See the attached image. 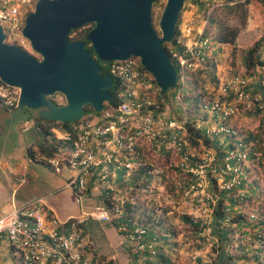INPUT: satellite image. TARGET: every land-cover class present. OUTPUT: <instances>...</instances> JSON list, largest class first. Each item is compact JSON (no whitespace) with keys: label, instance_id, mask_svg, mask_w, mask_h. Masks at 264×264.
Returning <instances> with one entry per match:
<instances>
[{"label":"built area","instance_id":"1","mask_svg":"<svg viewBox=\"0 0 264 264\" xmlns=\"http://www.w3.org/2000/svg\"><path fill=\"white\" fill-rule=\"evenodd\" d=\"M243 1L216 0L215 5ZM34 2L0 0L5 43L23 49L29 44L21 30ZM208 15L209 12L203 15L199 24L192 16H179L177 30L166 43L176 74L172 97L179 102L181 114L164 108L162 99L158 100L157 85L138 58L110 61L109 73L118 79L121 88L117 105L80 119L71 132L57 133L56 139L67 150L45 159L54 172L62 165L73 171L67 186L77 193L86 192L90 185L100 189L106 206L62 220L36 198L0 214V235L5 236L16 264H97L88 256L89 243L83 235L87 218L112 221L134 249L154 258L156 246L166 233L134 226L129 218L126 220L131 222L130 227L121 221L124 205L136 203L124 192L131 189L130 175L139 162L151 166V174H163L172 181L175 209L196 225L192 237L204 243L189 255L188 264H212L219 239L231 254L240 244L241 252L250 259L264 245V232L235 229L233 222L239 214L248 221H260L254 212L244 210L246 197L255 195L258 186L252 182L253 172L247 170L255 168L248 158L252 144L243 140L242 130L232 123V118L241 109L261 110V97L252 93L247 77L237 74L193 107L182 100L188 75L214 58L216 42L207 29ZM18 94V88L0 81V108H15ZM210 251H214L211 257ZM238 263L252 264L242 259Z\"/></svg>","mask_w":264,"mask_h":264},{"label":"water","instance_id":"2","mask_svg":"<svg viewBox=\"0 0 264 264\" xmlns=\"http://www.w3.org/2000/svg\"><path fill=\"white\" fill-rule=\"evenodd\" d=\"M154 1L36 0L21 30L36 55L5 43L0 26V81L18 88L15 110L26 108L46 120L73 123L83 117L85 105L95 112L103 108L110 99L112 77L99 74L83 41H70L67 36L86 23L92 27L85 39L98 60L136 57L159 94L173 89L175 69L162 43L172 39L186 0L165 1L157 23L159 33L151 24ZM54 93L63 96L64 104L48 99Z\"/></svg>","mask_w":264,"mask_h":264},{"label":"trees","instance_id":"3","mask_svg":"<svg viewBox=\"0 0 264 264\" xmlns=\"http://www.w3.org/2000/svg\"><path fill=\"white\" fill-rule=\"evenodd\" d=\"M250 1H252L261 11L262 16H260L261 18L259 21L261 25H259L260 29L257 30L256 36L253 37V39L251 40V42L248 44L247 48L245 49L243 56H242V62L245 68L256 69L264 64V60L261 57V52L264 47V0H244L241 3H236L233 5L223 4L220 6V9L224 8L227 12H232V10L235 11L237 9L244 8L245 5L249 8ZM155 2L156 0L152 3V5L155 4ZM213 3L215 2L211 1V4ZM182 8L180 12L182 11ZM216 9L217 8L214 7L211 10V13H209L208 15L207 28L208 26H216L217 29H216V37H215L216 39L215 40L217 42L232 43L235 33L230 32V30L226 29L220 17L215 14ZM180 12L178 14V17L180 16ZM251 15L252 17L254 16V14L252 13ZM91 27H92V23H86L81 27L71 29L68 32L67 36L70 41H75V40L83 41L84 48H86L89 51L91 58L94 59V61L99 66V69H100L99 74L100 75L109 74L112 77L111 86L108 88V91L110 93V99L103 104L104 109H111L115 107L119 101L118 93L121 90L120 83L116 77L112 76L109 73L108 66L110 64V61L98 60L93 52V49L89 45L88 41H86L85 39L86 33L89 31ZM176 30H177V27L174 26V31L176 32ZM162 47L166 51V43H162ZM213 63H214L213 60L207 61L205 65L199 66L197 69H195L188 75L189 79L187 81V85L185 84L184 86V88L186 87V91L185 92L182 91V95H183L182 100L187 101L190 107H193L194 105H196L203 97L209 98L211 96V93L213 92L212 89L208 94L205 92V90H195L194 91V88H197L199 86L201 78L206 77V75L212 76L214 74L215 68L213 67ZM234 76L236 75L231 74L230 76L225 77V79H222L221 83L225 82L227 79H229L230 77H234ZM243 76L247 77L246 75H243ZM259 76H261L260 73H259ZM251 80H254V78L251 77ZM177 86L178 85H176V88ZM216 89H218V85ZM174 90L175 89L167 91V92L173 95ZM167 92L163 94H158L159 95L158 100L162 99L166 95ZM158 93H159V89H158ZM56 94L58 93H54L48 96V99L55 105H62V103H58L53 98V96ZM261 102L262 103L264 102V93L262 94ZM23 109L27 110L26 108H23ZM5 110H12V109L5 108ZM246 112H249V111H246ZM250 112L257 114L260 112V110L255 107L253 111H250ZM100 113H101L100 111L99 112L93 111V109L89 105H85L84 114L81 119L91 118L94 115H98ZM78 121L79 120H76L73 123H68V122L61 123L58 121H50V120L43 119L37 114L35 115L33 119V122L37 126L39 134L41 136L50 135L51 128H57L61 131L71 132L72 131L71 127ZM243 140L245 142H250L252 144L250 151L248 153V158L251 160V162L257 165L261 164V161L258 156V148H257L258 144L260 143L259 134H256L255 132L253 133L249 130L248 131L245 130L243 131ZM26 153L28 156H31L32 153L29 147L26 148ZM150 168L151 166H149L148 164H145V163L140 164L139 162L137 168L130 175V180L128 184L129 186H131V189L128 192L129 194L128 196L133 197V194L137 196L135 191H140V193H147V195L153 196L152 200L156 198V201L158 203L157 202L153 203V206H156V207H153V208L151 207L149 210L143 211L142 212L143 220L140 221V218L139 219L134 218V214L140 211V204L135 203L133 205H129L127 203L124 205V211H123L124 215L122 216L121 221L127 227H130L131 222H133L134 226H139V225L147 226V227H150L152 230H155L156 232L166 233V236H162L160 242L156 246V256L154 258H149L145 252L137 251L126 240L127 243L129 244V256L126 261H132L133 264H140V260H138V263L135 262V260L138 259V257L142 256V260H141L142 264H175L174 263L175 257L170 258L171 255H168V254L174 255L180 247L179 246L180 242H178L176 239V236H177L176 232L173 229L167 227V221H169L170 216H172L170 212L176 210L175 204H174L175 198L173 196V191H172V181L169 180L168 177L167 178L164 177L163 174H160V175H156L154 173L151 174L149 172ZM251 177H252L253 184H256V186H258L260 179H259V173L257 171V167L256 169L254 168V171ZM253 197L257 199V197H260V196H258L257 193L255 195L252 194L251 196L246 197V201L247 200L249 201ZM103 204L105 207L106 200L103 201ZM263 205L264 204H262V206ZM260 209L264 210V206L261 207ZM179 212H180V209H179ZM180 214H181L180 220L182 223H184L185 228H186L185 231L181 234L183 236V240H182L183 243L192 239L191 248L195 251H199L204 242L202 240L196 241L192 237V233H193L192 231L194 230V227L196 225H193L190 222L189 217L187 215L181 212ZM258 214L256 218L258 220L260 219V221L256 224L262 227L258 229L264 232V216L258 215ZM126 218H129L131 222H127ZM233 222L235 223V226H234L235 229L243 228L245 230H250V231L252 230L254 231V229H256L254 222L246 220L245 217H243L240 214L237 215L233 219ZM109 223L113 226V228H115V225L112 221H109ZM117 232L124 236L122 232H119V231ZM83 235H84V231H83ZM219 240L221 242L219 245H217L218 251H217V254L215 255L216 257L212 264H237V261L239 259L244 260L246 258H249L241 252L242 246L240 244L237 245L238 247H236L235 250L231 254V253L226 252L224 248L222 247V245H224V243L222 242V239H219ZM258 250H262L264 252V245H262L259 249H257L256 252H258ZM212 252L214 251H210L208 253L209 257H211ZM252 258L256 259V261H259L260 257L258 258L255 254L252 256ZM186 264H188V262ZM238 264H242V263H238Z\"/></svg>","mask_w":264,"mask_h":264},{"label":"crops","instance_id":"4","mask_svg":"<svg viewBox=\"0 0 264 264\" xmlns=\"http://www.w3.org/2000/svg\"><path fill=\"white\" fill-rule=\"evenodd\" d=\"M0 111V214L36 198H40L43 206L62 220L82 212L89 213L95 207H104L100 189L90 185L86 192L77 193L67 186L74 175L71 169L62 165L58 172H54L45 164L46 158L62 155L67 150L56 139L57 133L66 131L51 128L50 135L41 136L33 122L36 112L23 111L22 108L17 111L15 108H0ZM15 135L16 141L13 140ZM27 147L31 149V156L26 153ZM83 230L84 238L89 242L88 256L94 262H126L129 244L109 221L87 218ZM0 264H16L4 235H0Z\"/></svg>","mask_w":264,"mask_h":264},{"label":"rangeland","instance_id":"5","mask_svg":"<svg viewBox=\"0 0 264 264\" xmlns=\"http://www.w3.org/2000/svg\"><path fill=\"white\" fill-rule=\"evenodd\" d=\"M165 1L166 0H156L155 4H153L151 7V24L158 33V18L165 4ZM211 1L216 3V0H186L183 2V8L180 12V16L182 18L192 16L199 24L202 20V16L207 12L211 13V10L215 7L217 8L215 10V14L220 17L226 29L230 30V32L235 33V36L232 40V43H219L215 40L217 29L216 26H208L207 29L209 31V35L216 41V46L214 48L215 50L213 51V67L215 68V72L212 76L206 75V77L201 78L199 86L197 88H194V91L205 90V92L209 94L212 89V93H216L218 91L216 87L218 85L219 88L222 79H225V77L230 76L231 74H238L247 76L248 82H250L252 93L260 95L262 99V94L264 93V64L256 69H248L244 67V64L242 62V56L245 49L247 48L253 37L256 36L257 30L260 29L259 25H261V23H259V21L261 18L260 16H262L260 9L252 1H250L249 8L245 5L244 8L237 9L235 11L232 10V12H227L224 8L220 9L221 5H215V3L211 4ZM251 13L254 14L253 17ZM25 50L28 51V53H30L31 55H36L31 50L29 44H26ZM263 50L261 52V57L264 60ZM258 70L260 72H258ZM259 73L261 76H259ZM250 76L253 77L254 80H251ZM185 91L186 87L183 89V92ZM53 98L58 103L64 104V98L60 93L54 95ZM162 101L165 109L170 107L174 113L181 114L182 111L179 102L173 99L171 93H166V95L162 98ZM184 104L187 105V101H184ZM262 105H264V102L262 103ZM30 111L31 113H34L33 110ZM232 123L240 130H242V133L245 130H249L253 133L255 132L256 134H259L260 143L258 144L257 148L261 164H254L255 169L257 167V171L259 173L260 182L256 193L260 197H257V199H255V197L251 198L248 201V204L245 205L244 210L246 213L254 212L256 215L259 213L258 215L264 216V210L260 209L264 206H262V204H264V106H262V109L257 114H254L250 111H242L241 109L239 114L232 118ZM13 140L16 141V135ZM247 170L251 173L253 172L252 167L247 168ZM128 192L129 191H125L126 196L129 195ZM135 192L137 196L133 194V197L136 204H140V211L134 214V218H140V221H142V212L145 210H149L151 207H156L153 206V203L157 201L156 198L152 200L153 196L147 195V193H140V191ZM174 211L170 212L172 216H170L169 221H167V227L173 229L176 232V239L178 242H180V247L174 255H168H171L170 258L175 257V264H186L189 261V255L194 253V250L191 248L192 239L183 243V236L181 234L185 231L186 228L184 223H182L180 220L181 214L179 210L176 209ZM254 223L256 229L262 228L258 224H256L257 222ZM256 256L258 258L260 257L261 259L259 258V261H256V259L246 258L244 259V262H251L252 264H264V252L262 250H258V252H256ZM138 259L140 260V264H142V256L138 257Z\"/></svg>","mask_w":264,"mask_h":264},{"label":"clouds","instance_id":"6","mask_svg":"<svg viewBox=\"0 0 264 264\" xmlns=\"http://www.w3.org/2000/svg\"><path fill=\"white\" fill-rule=\"evenodd\" d=\"M36 1V0H35ZM35 3V2H34ZM34 5V4H33ZM28 14V13H27ZM179 18V17H178ZM178 20V19H177ZM169 91V90H168ZM14 109V108H13ZM29 110V109H28ZM34 111V110H33Z\"/></svg>","mask_w":264,"mask_h":264},{"label":"flooded vegetation","instance_id":"7","mask_svg":"<svg viewBox=\"0 0 264 264\" xmlns=\"http://www.w3.org/2000/svg\"><path fill=\"white\" fill-rule=\"evenodd\" d=\"M152 7V6H151ZM158 33V32H157ZM23 109V108H22ZM23 111H25L24 109H23ZM34 112V111H33Z\"/></svg>","mask_w":264,"mask_h":264}]
</instances>
